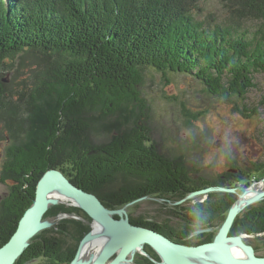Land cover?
<instances>
[{
  "label": "trees",
  "instance_id": "1",
  "mask_svg": "<svg viewBox=\"0 0 264 264\" xmlns=\"http://www.w3.org/2000/svg\"><path fill=\"white\" fill-rule=\"evenodd\" d=\"M199 2L0 0V68L23 53L35 58L42 69L32 85L15 82L10 89L0 79V125L15 141L26 137L24 144L6 148L2 163L4 178L12 180L13 186L4 206L9 212L1 217L0 247L15 232L32 204L37 182L49 169L61 171L111 210L144 196L166 200L216 187H193L184 166L150 145L143 126L136 124L128 134L100 147L92 145L86 134L89 113L99 109L102 116H110L125 101H139L137 88L148 68L163 74L195 71V78L209 93L222 99L256 87L253 75L264 73V0H220L225 14L217 23L211 14L203 19L196 16L202 15ZM254 21L258 26L249 31L246 25ZM46 99H53L54 105L50 102L49 110L39 117L38 106ZM263 168L260 163L254 172L239 170L228 176L229 189L242 192ZM118 178H123L124 185L111 187ZM235 199V194L227 192L208 193L204 202L190 206L184 233L132 218L130 222L176 243L193 245L192 231L211 224L212 219L222 221ZM57 209L66 211L63 206ZM56 229L33 237L15 264L39 258L69 264L76 252L69 249V233L79 241L89 227L64 221ZM260 232H264V201L237 216L230 230L233 236ZM213 238L212 232L200 234L196 244Z\"/></svg>",
  "mask_w": 264,
  "mask_h": 264
},
{
  "label": "rangeland",
  "instance_id": "2",
  "mask_svg": "<svg viewBox=\"0 0 264 264\" xmlns=\"http://www.w3.org/2000/svg\"><path fill=\"white\" fill-rule=\"evenodd\" d=\"M198 6L202 12V15L196 14L199 19L207 18L209 14L214 16L215 23L224 19L225 12L220 0H200ZM248 26L250 27L249 31H254L258 23L250 22L247 23L246 27ZM18 56H23V59L18 58ZM1 65V82L7 84L10 89L16 87L14 86L15 82L18 85L25 83V81L26 84H35V80L38 81L40 77L39 72L42 71L41 65H38L35 58L29 55L24 56L23 53L18 54L17 58L12 60L7 59ZM163 73L153 68L145 70L143 82L137 88L139 91L138 102L125 101L122 107L110 116H102L99 109L87 115L90 127L86 134L92 145L103 146L111 142L116 136L128 134L135 128L136 124L143 126L150 139V145H153L154 149L169 161L184 166L188 172L187 178L195 188L213 184L216 187L208 188L229 189L226 183L229 179L228 176H235L239 170L246 174L254 172L256 166L264 163V73L253 75L255 88L244 92L241 96L233 95L224 99L212 96L202 82L195 78V71L188 73L167 71L165 74ZM20 79L23 82L19 81ZM18 90L19 87L16 91ZM50 102L54 105L55 101L46 99L38 106L39 117V114L43 115L49 110L50 106H47L50 105ZM23 140H26V137H21L17 141L11 139L9 133L0 125V179L1 177L4 178L2 163L5 159L6 148L24 144L25 141ZM257 173L252 174H255L258 179H254L248 188L241 189L242 192L246 190L244 193H238V190L234 188L231 189H234L235 192H227L235 194L234 203L239 202L240 195L245 197L249 190H256L257 193L264 191V168ZM68 180L70 181V179ZM123 183V178H118L111 187L119 188L124 185ZM221 183L226 184L220 186ZM11 186H13L12 180L6 178L0 180L1 225L4 223L1 217L5 213L7 216L9 212L4 206L5 200L10 194ZM188 195L180 197L175 194L166 200H163L162 196H144L123 207L126 213L123 217H127L129 221L131 218L141 220L148 226L157 225L161 228L173 229L174 232H187L184 229L189 226L186 219L187 211L190 206L204 202L208 193L191 198ZM263 201L264 198L251 205L245 204L246 206L237 216H242L243 212L246 213L250 207ZM61 206L66 210L63 213L57 209ZM69 209L73 211L70 212ZM80 210L70 200L57 204L50 203L47 212L42 217V222L46 223L47 227L39 233L53 229V231H58L57 226L64 221L82 222L89 227V232H91L94 223ZM52 212L53 215H51ZM227 215L228 213H224L222 221L212 219V223L208 224L209 227L206 225L202 229H194L189 236V238H193L196 235L193 238V245L188 246L208 243L196 244L198 235L203 233L212 232L214 238L211 242H213L219 235ZM207 228L211 229L208 230ZM89 232L85 233L82 239ZM50 234L51 232H47L45 235L50 236ZM69 234L70 236L67 238L69 249L76 248L77 251L82 239L76 241L78 236ZM229 236H232L230 232ZM236 236L244 237L243 243L253 248L255 256L264 257V232L258 234L243 233ZM142 252H145L146 255L137 251L128 256L126 261H129V264H162L161 258L156 257L148 246H144ZM25 264H56V262L39 258Z\"/></svg>",
  "mask_w": 264,
  "mask_h": 264
},
{
  "label": "water",
  "instance_id": "3",
  "mask_svg": "<svg viewBox=\"0 0 264 264\" xmlns=\"http://www.w3.org/2000/svg\"><path fill=\"white\" fill-rule=\"evenodd\" d=\"M56 191L61 192L74 205L76 204L75 206L79 207L93 223L110 236L97 257L83 264H124L127 257L137 251L146 255L142 252L144 246L152 248L161 258L162 264H193L188 259L201 257L209 252L217 253L224 264H264V257L255 256L253 248L244 244L241 237L229 236L234 219L243 209L242 205L239 207L237 203H234L229 209L220 230L222 236L217 237L213 242L188 246L173 242L154 230L132 224L127 217H123L126 214L125 209L106 208L94 194L76 187L61 171L55 169L46 171L37 182L32 205L19 219L17 228L10 239L0 248V264H14L28 246L29 241L47 227V224L42 222V217L50 203H60L49 201V195ZM215 191L234 192L224 188H207L195 191L188 197ZM243 196L240 195V197ZM263 198L264 191H261L246 204H254ZM92 235L91 231L81 240L71 264L76 263L83 244L86 240H90ZM230 242L240 247L247 258L236 257Z\"/></svg>",
  "mask_w": 264,
  "mask_h": 264
},
{
  "label": "bare ground",
  "instance_id": "4",
  "mask_svg": "<svg viewBox=\"0 0 264 264\" xmlns=\"http://www.w3.org/2000/svg\"><path fill=\"white\" fill-rule=\"evenodd\" d=\"M49 170H47V171H49ZM229 190H232L235 192L234 189H229ZM256 195H257L256 190H253V189H252V191L249 190L245 197H241V199L237 203L238 206L240 207L242 205L243 207H245L246 202H248L249 199L254 198ZM49 199H50L49 201H51V202H53V201H56V202L69 201V199H67V197H65L61 192H58V191L51 193L49 195ZM228 212H229V210H228ZM137 226H140V225H137ZM231 227H232V225H231ZM144 228H147V227H144ZM147 229H149V228H147ZM149 230H152V229H149ZM91 231L93 233V235H92L93 237L90 240L88 239L85 241V243L82 246L81 253H80L75 264H83V263L91 261L92 259H95L97 257V254L100 253L102 248L108 242V239L110 236L107 235L104 232V230L101 227H99L98 225H96L95 223L93 224V230H91ZM157 233H159V232H157ZM219 236H222V233H219V235L217 237H219ZM229 244H230L231 249H232V251L236 257L247 258L246 254L243 252V250L240 247H238L235 243L230 242ZM188 260H189V262H191L193 264H224L223 261L221 260V258L219 257V255L217 253H212V252L211 253L209 252V253L201 256V257H197V258L194 257L191 260L190 259H188ZM124 264H129V263L126 261V262H124Z\"/></svg>",
  "mask_w": 264,
  "mask_h": 264
},
{
  "label": "flooded vegetation",
  "instance_id": "5",
  "mask_svg": "<svg viewBox=\"0 0 264 264\" xmlns=\"http://www.w3.org/2000/svg\"><path fill=\"white\" fill-rule=\"evenodd\" d=\"M245 192V191H244ZM244 192H242V193H244ZM149 229H151V228H149ZM208 230H210L211 228H207ZM152 230H154V229H152ZM201 230V229H200ZM231 230V229H230ZM160 233V232H159ZM161 234V233H160ZM162 235H164V234H162ZM166 238H168L169 240H171V241H173L172 239H170L168 236H166V235H164ZM233 236V235H232ZM235 236V235H234ZM241 237V236H240ZM242 239H244V237L242 238ZM173 242H175V241H173ZM150 248V247H149ZM151 249V251L155 254V256L157 257L158 256V254L152 249V248H150ZM255 250H256V248H254ZM159 257V256H158ZM263 257V256H262ZM160 259V258H159ZM160 261H161V259H160Z\"/></svg>",
  "mask_w": 264,
  "mask_h": 264
}]
</instances>
